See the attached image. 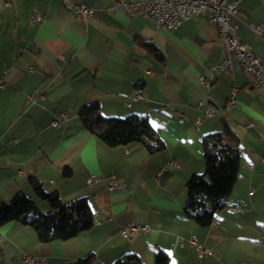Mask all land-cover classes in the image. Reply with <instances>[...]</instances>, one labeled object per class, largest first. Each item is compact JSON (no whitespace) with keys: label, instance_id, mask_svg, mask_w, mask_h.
<instances>
[{"label":"crops","instance_id":"crops-1","mask_svg":"<svg viewBox=\"0 0 264 264\" xmlns=\"http://www.w3.org/2000/svg\"><path fill=\"white\" fill-rule=\"evenodd\" d=\"M73 1L96 8L87 25L63 0H0V76L6 70L0 87V203L23 192L49 209L30 183L36 177L65 202L87 196L94 225L68 240L40 242L32 227L4 224L0 264H28L24 255L44 258L36 264H73L88 256L89 264H111L129 253L156 264L159 252L168 255L167 264H264V90L248 84L236 61L233 75L213 71L225 54L216 22L194 15L167 31L140 14L128 16L117 0ZM34 7L42 20L32 25ZM238 20L240 39L264 64V36L248 27L264 25V0H241ZM234 86L238 106L230 107ZM37 90L46 97L25 108ZM93 101L105 116H147L165 149L107 145L79 116L80 107ZM212 102L220 108L206 118ZM62 112L67 119L52 126ZM226 124L239 138L237 182L216 214L219 223L203 227L184 210L187 182L205 169L203 136ZM172 159L180 166L162 169ZM94 175L103 179L88 184ZM112 175L124 186L109 190ZM234 204L243 209L234 210ZM130 222L150 230L125 238L120 229ZM190 236L213 254L201 257L188 241L179 244Z\"/></svg>","mask_w":264,"mask_h":264},{"label":"trees","instance_id":"trees-1","mask_svg":"<svg viewBox=\"0 0 264 264\" xmlns=\"http://www.w3.org/2000/svg\"><path fill=\"white\" fill-rule=\"evenodd\" d=\"M79 116L86 128L111 147L141 143L149 153L165 149L166 144L147 116L130 113L124 117L105 116L97 101L84 104ZM205 169L195 173L187 182L186 214L203 227L210 226L217 212L223 209L237 182L240 166L239 138L228 124L202 138ZM71 171L66 168L64 176ZM30 183L40 199L49 203L45 212L37 201L23 192L10 201L0 203V227L12 221L32 227L40 242L68 240L94 225V212L87 196L63 201L58 190H47L40 180L30 177ZM86 257L73 264H89ZM168 255L158 253L156 264H167ZM111 264H143L136 253L117 258Z\"/></svg>","mask_w":264,"mask_h":264},{"label":"built area","instance_id":"built-area-1","mask_svg":"<svg viewBox=\"0 0 264 264\" xmlns=\"http://www.w3.org/2000/svg\"><path fill=\"white\" fill-rule=\"evenodd\" d=\"M73 12L75 18L87 25L88 22L94 17L96 8L89 5L86 2H74L73 0H63ZM241 0H117L116 7L123 10L128 16L133 17L135 15H142L143 17L154 21L158 28L173 31L177 29L183 22L190 19L194 15H206L211 21L216 22L219 35L224 44V58L218 64L212 66L215 73H226L233 75V64L236 61L240 66L241 71L248 84L256 89L264 90V64L259 56L252 49L250 44L240 39L238 28L240 22L238 20L239 3ZM8 6L10 1L6 3ZM42 20L41 13L37 7L33 8V12L30 17V24L34 25ZM251 30L260 36H264L263 24H249ZM33 70V67H30ZM5 72L0 76V87L5 85ZM202 83L209 85L210 81L206 78H202ZM238 87H232L231 94L227 101V106L237 107L238 100L236 93ZM140 97V94H136ZM46 97L45 90H37L30 93L27 96L25 108L29 105L36 103L38 100ZM220 108L217 103H210L205 110V117L209 118L215 115L216 111ZM67 119L65 112L52 121V126L57 127L61 125ZM254 124L250 123L252 127ZM16 141V140H15ZM169 167H179L180 162L177 159H172L162 169ZM252 167V165H250ZM103 179L98 176H91L87 179L88 184H93ZM114 175L107 179V188L114 190L116 188L123 187ZM253 191L250 190V193ZM234 210H242L240 204L233 205ZM218 219H214L212 224H218ZM142 230L149 231L150 227L146 224H138L130 222L124 225L120 229V233L123 237L128 238L131 234ZM185 241H188L189 245L194 247L199 256L206 254H213V251L207 248L205 245L200 244L195 236H190L187 240L181 238L179 244L184 245ZM23 261L28 264H36L44 261L42 257H35L31 255H24ZM239 264H247L241 262Z\"/></svg>","mask_w":264,"mask_h":264},{"label":"rangeland","instance_id":"rangeland-1","mask_svg":"<svg viewBox=\"0 0 264 264\" xmlns=\"http://www.w3.org/2000/svg\"><path fill=\"white\" fill-rule=\"evenodd\" d=\"M98 176V175H97ZM98 177H101V176H98ZM47 202V201H46ZM48 203V202H47ZM49 204V203H48ZM50 207V206H49ZM50 208L47 209V210H44L45 212H49Z\"/></svg>","mask_w":264,"mask_h":264}]
</instances>
